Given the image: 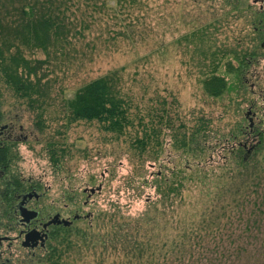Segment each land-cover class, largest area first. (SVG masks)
<instances>
[{"label":"rangeland","instance_id":"rangeland-1","mask_svg":"<svg viewBox=\"0 0 264 264\" xmlns=\"http://www.w3.org/2000/svg\"><path fill=\"white\" fill-rule=\"evenodd\" d=\"M143 2L144 7L130 10L133 16L145 17L141 20L144 24L139 26L137 23L134 28L137 34L133 40L123 37L110 40L104 21L99 20L91 32L86 31L85 39H73L74 46H70L65 56L59 54L45 65L47 76L42 78V84L45 88L49 85L50 92L48 105L44 108L43 130L36 124L38 111L0 84L5 113L0 128H11L12 138L8 144L11 143L16 159L14 172L26 183L32 180L45 194L33 202L41 217L49 212H61L65 217L74 218L78 213L81 218L74 226L95 230L97 214L111 213L116 206L122 216L138 218L147 211L149 200L158 197L157 175L170 176L175 164H184L180 152L173 147L170 131L165 128L161 137L164 143L162 152L152 159L140 157L131 147V140L138 133L137 122L118 140L115 135L104 131L97 121L68 123L65 100L74 97L84 82L109 70H123V89L134 102V115L148 114L151 117V114L157 111L160 114L167 109L175 127L182 120L192 125L197 116L208 118L211 121L208 141L212 148L199 160L203 164H213L219 174L225 173L221 165L226 156H231L230 148L241 144L251 149L261 141V134H264V0ZM99 15L103 20L107 18L104 14ZM196 24L214 27L209 34L215 47L209 52L219 49L236 51L235 56L228 54L220 59L217 74L228 83V90L221 98L204 92L201 75L202 64L206 62L199 55L197 42L187 44L182 38ZM253 50H256L255 57L248 56L249 64L242 70L229 69L228 64L236 68L241 64L236 58L238 55ZM26 55L46 58L42 51L27 52ZM149 119L147 117L146 121ZM48 140H54L65 150L59 168L50 160ZM190 163L194 165V162ZM99 186L101 189L90 195L85 191ZM190 189L197 197V188L192 185ZM244 211L247 214L248 210ZM232 220L228 223L224 219L221 223L224 226L209 238L214 247H217L216 243L219 246L218 250L214 248L213 256L219 255L223 243L233 248L239 242L241 245L254 240L250 232H245L254 220L241 219L239 214ZM252 232L256 234L254 227ZM259 236L264 238V234ZM39 252H43V248L37 249L33 256L19 245L15 251L17 264H32L33 257ZM82 255L79 264H98L94 250L84 249ZM245 260L242 257V261Z\"/></svg>","mask_w":264,"mask_h":264},{"label":"trees","instance_id":"trees-1","mask_svg":"<svg viewBox=\"0 0 264 264\" xmlns=\"http://www.w3.org/2000/svg\"><path fill=\"white\" fill-rule=\"evenodd\" d=\"M144 6L143 0H0V84L38 111L36 124L43 130L44 108L50 92L49 85L45 88L42 84V78L47 76L45 65L59 54L65 56L70 46H74L73 39H85L86 31L91 32L99 20L104 21L110 40L120 37L133 40L137 34L134 28L137 23L142 26L145 17L133 16L130 10ZM98 13L107 18L101 19ZM211 27V24H196L182 38L187 44L197 42L199 55L206 62L202 64L201 75L204 92L221 98L228 90V83L217 74L220 59L228 54L235 56L236 51L209 52L215 47L209 34ZM37 51H42L46 58L26 55ZM255 51L238 55L241 64L238 68L228 64L229 69L242 70L249 64L248 56L255 57ZM123 83L121 69L109 70L84 82L74 97L65 100L68 123L97 121L118 140L137 122L138 133L131 140V147L140 157L152 159L162 152L165 128L170 131L173 147L180 152L184 164H175L170 176L157 175L154 182L158 197L149 200L147 211L138 218L122 216L116 206L111 213L97 214L96 230L74 225L55 227L43 252L33 257L32 264H79L84 249L94 250L98 264H264V238L259 236L264 234V134L251 149L241 144L230 148L231 156H226L221 165L225 173L219 174L213 164L199 160L212 148L208 141L211 124L208 118L197 116L192 125L182 120L175 127L167 109L151 117L134 115V102L124 92ZM2 105L0 87V123L5 117ZM48 141L50 160L59 168L65 150L54 140ZM11 149L10 142L0 144L1 169L8 168L12 160L16 162ZM18 181V187H22V179ZM192 185L198 190L197 197L192 195ZM237 214L241 219L254 220L245 231L254 240L241 245L239 242L233 248L223 243L219 255L213 256V250L219 246L216 243L214 247L209 238L224 226H221L224 219L232 223ZM224 256L225 260L221 261ZM242 257L246 260L242 261Z\"/></svg>","mask_w":264,"mask_h":264},{"label":"flooded vegetation","instance_id":"flooded-vegetation-1","mask_svg":"<svg viewBox=\"0 0 264 264\" xmlns=\"http://www.w3.org/2000/svg\"><path fill=\"white\" fill-rule=\"evenodd\" d=\"M264 47V44H262ZM0 144H8V140L12 137L10 127L0 128ZM16 162L12 160L10 168H0V264H17L18 256L15 253L19 245H22V241L25 239L26 233L37 228L42 232H47L49 237L55 227L65 226L59 223H52L47 228L43 227V224L50 221L55 214L60 213L61 218L65 217L61 212L52 214L49 212L48 215L41 217L40 210L39 215L36 219L30 221L22 220L21 212L25 208L34 209L33 202L42 199V194L39 187L32 180H28L26 183L18 173H15L13 168ZM18 179H22L23 186H19ZM37 192V194L35 193ZM32 193V195H30ZM91 193H89L90 195ZM67 205V204H66ZM77 220V219H76ZM68 226L71 227L75 224V221ZM32 243V242H30ZM23 247V245H22ZM30 251L34 256L35 251L39 248H43L38 244L34 248L24 247Z\"/></svg>","mask_w":264,"mask_h":264},{"label":"water","instance_id":"water-1","mask_svg":"<svg viewBox=\"0 0 264 264\" xmlns=\"http://www.w3.org/2000/svg\"><path fill=\"white\" fill-rule=\"evenodd\" d=\"M251 112L248 113V115H250ZM251 120V118H250ZM253 126V121L251 120V127ZM101 186H99L98 188H88L85 191H89L90 193H94L96 192V190H100ZM37 194V192H35ZM30 195H32V193H30ZM22 215V220H26V221H30L31 219H36L39 215V211L35 210V209H27L25 208L24 210H22L21 212ZM81 218V215L76 213L74 216V219L78 220ZM74 220H71L69 218H61L60 217V213H57L54 215V217L43 224V227L47 228L50 224L52 223H59V224H63L65 226H70L73 223ZM49 239V234L47 232H42L40 230H38L37 228L31 230L30 232L26 233L25 235V239L22 241V245L23 247H30V248H34L35 246H37L38 244H40L41 247H45L47 240ZM32 242V243H30Z\"/></svg>","mask_w":264,"mask_h":264}]
</instances>
